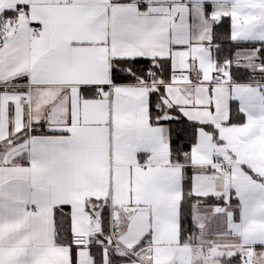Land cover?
I'll return each instance as SVG.
<instances>
[{
  "label": "crops",
  "instance_id": "0c3cea01",
  "mask_svg": "<svg viewBox=\"0 0 264 264\" xmlns=\"http://www.w3.org/2000/svg\"><path fill=\"white\" fill-rule=\"evenodd\" d=\"M218 17L234 41L264 43V0H0V106L20 92L32 121L7 137L0 113L1 141L29 129L0 156V264H73V255L95 264L100 212L89 199L110 205L111 242L136 253L137 264H244L247 256L264 264V81L234 82L217 68ZM258 49L234 58L261 72ZM128 58L169 59L172 78L117 83L113 60ZM219 71L229 84H214ZM160 87L168 106L217 131H198L193 193L225 202H195L199 231L188 243L183 167L171 161L168 126L150 114ZM231 100L244 122L226 123ZM64 206L73 237L87 236L89 246L57 242L55 210Z\"/></svg>",
  "mask_w": 264,
  "mask_h": 264
},
{
  "label": "trees",
  "instance_id": "16d2710c",
  "mask_svg": "<svg viewBox=\"0 0 264 264\" xmlns=\"http://www.w3.org/2000/svg\"><path fill=\"white\" fill-rule=\"evenodd\" d=\"M21 7L17 8L18 11ZM212 41L215 42V61L217 68L226 70L234 82H255L264 81V46L263 42L252 43L234 41L230 36V28L227 23L216 24L213 29ZM258 47L259 63L261 72L253 73L248 68L238 64L234 58V53L239 49H249ZM219 71V72H220ZM112 78L117 83H133L138 81H152L161 77L170 81L173 70L169 59H147V58H128L114 59L112 64ZM160 87L150 93V114L153 123H162L169 128L171 144V161L183 167V198L181 202V242L188 243L196 236L199 231L194 218L193 206L196 201L204 204H224V196H196L193 193V177L201 170L192 166L191 150L196 143L197 134L201 127L207 128L216 134V129L211 123H203L192 120L184 116L179 106H168L164 102V91ZM169 116L168 119L164 117ZM244 114L239 109V103L231 100L229 104V118L226 123H242ZM29 129H24L6 141L0 140V156L4 153L10 140L17 136H22ZM42 132H49L48 129L41 128ZM34 132V130H33ZM203 170H209L203 168ZM231 204H238V199L234 198V193L230 192ZM86 206L94 209V206L104 210L108 207L103 200L89 199ZM99 210L101 229L96 232L97 236L90 239V247L95 257V264H137L136 259L126 253H118L111 247L104 252L108 245L107 237L110 229V219L108 214ZM236 216L238 213L236 211ZM56 240L61 245L72 244L73 235L71 229V214L68 206L56 208L55 210ZM114 246V243H112ZM106 245V246H105ZM111 249V250H110ZM76 258L73 255L72 262L75 264Z\"/></svg>",
  "mask_w": 264,
  "mask_h": 264
},
{
  "label": "rangeland",
  "instance_id": "374dc122",
  "mask_svg": "<svg viewBox=\"0 0 264 264\" xmlns=\"http://www.w3.org/2000/svg\"><path fill=\"white\" fill-rule=\"evenodd\" d=\"M167 84V83H166ZM162 85V84H161ZM239 88H236L235 92H237ZM5 95V94H4ZM25 95V94H24ZM232 96L236 98L235 93L232 92ZM6 98L3 101V105L1 104L0 106V113L2 114V122L4 124V128H2V133L3 135L9 137L10 134H14L16 131L15 128L13 127L14 124L16 123L20 129H23L27 126L28 123H32V121H28V102H27V97L21 95L20 92H17V95L13 97L5 96ZM16 117V118H15ZM14 118L16 119L14 121ZM32 118V116H31ZM32 120V119H31ZM241 125V124H238ZM238 127V126H236ZM247 124L244 126H241L239 129H246ZM36 129V128H35ZM18 132V131H17ZM19 137V136H18ZM100 210V208H99ZM101 212H104V214H108L110 219V229H109V234L107 240H108V245L103 248L104 250H107V248L111 247L113 250L117 251L118 253H126L121 249L120 247H117V244L114 243V246H112L111 238L113 237L114 234H112V231L115 230L116 226L115 224H112L111 221V216H112V209L110 205L106 207L104 210H100ZM111 237V238H110ZM111 250V249H110ZM213 250H217V248H213ZM229 252H227L226 256H229ZM142 258L148 263L149 260L145 258L144 253L141 255ZM135 258V257H134ZM246 264V263H244Z\"/></svg>",
  "mask_w": 264,
  "mask_h": 264
},
{
  "label": "built area",
  "instance_id": "2783aa9c",
  "mask_svg": "<svg viewBox=\"0 0 264 264\" xmlns=\"http://www.w3.org/2000/svg\"><path fill=\"white\" fill-rule=\"evenodd\" d=\"M26 12L27 11L24 10V9L19 10V14L20 15H23ZM30 31H31V35H36V34H38L41 31V27H39V26L32 27V29ZM175 79H176V82H174V83H176L177 85L182 84V81L186 79V75L185 74H182V73L181 74H178ZM229 83L230 82L228 81L227 75L225 73H223V72H220V73L217 74L216 80L214 82V84H217V85L229 84ZM73 244L74 245L89 246V238L87 236H83V235L75 236V237H73ZM117 246L120 247V245H117ZM132 255L135 256V257H137V254L136 253L135 254H132Z\"/></svg>",
  "mask_w": 264,
  "mask_h": 264
},
{
  "label": "water",
  "instance_id": "95a60500",
  "mask_svg": "<svg viewBox=\"0 0 264 264\" xmlns=\"http://www.w3.org/2000/svg\"><path fill=\"white\" fill-rule=\"evenodd\" d=\"M220 17H218L216 19V23L218 24L220 22ZM1 37H0V42H1ZM101 229V221L100 219L98 218L96 221H95V225H94V230L95 231H99ZM246 260V261H245ZM244 263L246 264H249L250 263V256H247L246 258L243 259Z\"/></svg>",
  "mask_w": 264,
  "mask_h": 264
}]
</instances>
